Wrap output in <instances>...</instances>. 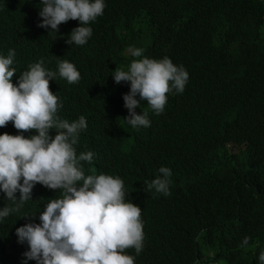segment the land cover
Segmentation results:
<instances>
[{
  "label": "clouds",
  "instance_id": "9594fccd",
  "mask_svg": "<svg viewBox=\"0 0 264 264\" xmlns=\"http://www.w3.org/2000/svg\"><path fill=\"white\" fill-rule=\"evenodd\" d=\"M45 33L48 64L29 54L17 73L14 48L0 50V191L12 206L0 221L31 200L36 184L51 199L39 216L16 228L19 264H135L144 246L147 208L173 210L171 168L159 164L138 135L168 114V94L183 93V66L139 42L117 49L93 45L108 0H7ZM36 15V19H35ZM40 22V23H39ZM18 34L0 21V35ZM67 60H58L63 49ZM35 63H32V61ZM21 71V70H20ZM171 169V170H170ZM205 230L191 231L167 264H200L211 258ZM245 236L241 247L249 245ZM264 264V250L258 255Z\"/></svg>",
  "mask_w": 264,
  "mask_h": 264
},
{
  "label": "trees",
  "instance_id": "16d2710c",
  "mask_svg": "<svg viewBox=\"0 0 264 264\" xmlns=\"http://www.w3.org/2000/svg\"><path fill=\"white\" fill-rule=\"evenodd\" d=\"M6 1L0 0V21L19 38L0 35V50L18 52L16 84L30 65L29 54L48 64L53 49L35 22ZM108 1L93 45L108 40L119 49L139 42L183 66L189 76L183 93L168 94V114L138 135L154 168L166 163L172 169L174 202L173 210L147 208L143 249L139 255L128 249V254L135 264H167L186 250L174 249L186 233L205 230L212 256L200 264H259L264 250V0ZM62 49L58 60L74 58ZM15 131L11 122L0 128V134ZM49 199L36 184L31 200L0 221V264H19L16 228L34 219L21 216L38 217ZM5 204L12 206L0 191V208ZM245 236L249 245L241 247Z\"/></svg>",
  "mask_w": 264,
  "mask_h": 264
}]
</instances>
